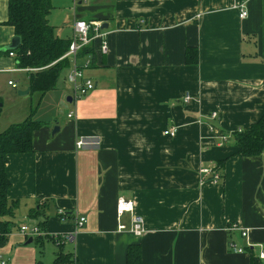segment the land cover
I'll use <instances>...</instances> for the list:
<instances>
[{
    "label": "crops",
    "instance_id": "1",
    "mask_svg": "<svg viewBox=\"0 0 264 264\" xmlns=\"http://www.w3.org/2000/svg\"><path fill=\"white\" fill-rule=\"evenodd\" d=\"M50 2L57 37L70 40L75 20L100 21L108 48L102 54L95 44L81 58H91L84 73L95 86L72 93L58 131L38 128L32 151L7 156L6 197L17 206L0 244L5 264H73L54 263L59 252L81 264H126L136 243L140 264H264V149L231 155L233 132L264 113V0ZM56 7L65 10L58 22ZM7 17L0 0V47L15 35ZM187 47L196 49L195 64L186 62ZM12 69L28 88L27 71L0 52V72ZM42 96L1 110L0 132L34 113ZM173 126L175 137L162 134ZM227 156L221 180L200 179V167ZM120 197L133 201L141 235L130 213L117 214ZM232 223L239 230L228 233ZM22 224L42 234L26 237ZM67 233L71 241L54 238ZM229 240L244 251L231 252Z\"/></svg>",
    "mask_w": 264,
    "mask_h": 264
},
{
    "label": "trees",
    "instance_id": "2",
    "mask_svg": "<svg viewBox=\"0 0 264 264\" xmlns=\"http://www.w3.org/2000/svg\"><path fill=\"white\" fill-rule=\"evenodd\" d=\"M51 8L50 0H7L6 24L13 28L15 35L19 36L20 43L16 49L6 53L13 54L17 68L27 71L29 93H38L40 96L56 88L61 67L68 62L67 58L61 57L67 51L70 40L59 38L54 34L53 27L47 20ZM94 49L95 44L84 47L79 52V57L88 54L93 56ZM185 59L187 63L195 64L196 49L187 47ZM33 110L25 120L11 124L0 132V244L11 231L13 224L9 218L14 215L17 206L16 201L8 200L6 197L10 186L5 174L7 156L32 151V133L43 125L41 121L31 117ZM233 141L236 150L231 155L260 154L264 149V113L246 129L234 131ZM227 158L228 156L219 159L213 168L216 172H220L221 176ZM140 253L138 243L129 244L126 249V264H140ZM58 262L81 264L76 258L73 260L60 252L54 258V263ZM250 264L257 262L250 260Z\"/></svg>",
    "mask_w": 264,
    "mask_h": 264
},
{
    "label": "built area",
    "instance_id": "3",
    "mask_svg": "<svg viewBox=\"0 0 264 264\" xmlns=\"http://www.w3.org/2000/svg\"><path fill=\"white\" fill-rule=\"evenodd\" d=\"M76 0H74V3ZM239 18H244L246 16L245 9L240 5L238 10ZM92 44H97L99 52L105 54L107 52V42L105 39V32L102 28L100 21H84V20H75L73 22V33L70 38L69 46L67 51L62 55L61 58H68L71 63V68L69 74L66 77L68 83H70L73 93V98L77 99L78 97L86 94L88 91L92 90L95 86L93 81L87 77L84 73L90 67L91 58L89 56L81 59L79 57V52L86 46ZM10 56H13L11 52H9ZM8 84H12L11 81ZM189 96L184 98V101H187ZM72 112L67 115V117H72ZM211 117H215V113H211ZM177 133L176 127H168L167 129L163 130L162 134L167 137H175ZM226 137L221 136V140L225 141ZM84 144L82 140L76 141V147H81ZM215 165H204L199 169L200 179L205 181H213L217 182L221 180L222 176L220 172H216L213 168ZM116 212L118 215L123 213H130L131 214V231L139 236L144 231L142 218L135 214L133 211V201L126 200L124 198H118L116 201ZM85 221V218L79 217L77 220V224L81 225ZM124 229L123 225L118 226V230ZM19 232L24 236H40L42 233L35 225L29 224H22L18 228ZM227 232H233L235 230H239L238 226L234 223L229 224L226 228ZM241 236H246V231L242 229L240 230ZM63 241H71L73 238V234L67 233L60 237ZM228 249L234 253H241L244 251V248L237 246L234 244L233 241H228L227 243ZM259 257H264V249H260L258 253ZM6 261L2 259L0 255V264H5Z\"/></svg>",
    "mask_w": 264,
    "mask_h": 264
},
{
    "label": "rangeland",
    "instance_id": "4",
    "mask_svg": "<svg viewBox=\"0 0 264 264\" xmlns=\"http://www.w3.org/2000/svg\"><path fill=\"white\" fill-rule=\"evenodd\" d=\"M64 11L63 8L56 7L53 12L54 20H57V22L61 20ZM70 68L71 63L69 61L62 65L56 81V88L48 90L43 94L37 108L31 115L34 120L43 122V125L40 126L39 129L44 126L54 128L56 126L55 121L61 122L65 119L70 105V103L67 102V97L72 96V91L68 88L70 83L66 80ZM7 81H11L12 84L8 85ZM24 82V75L18 72V70L12 69L0 72L1 110L5 111L6 114L17 107V102L22 100L28 102L30 98H32V100L34 99L35 93H30L24 98L17 95V92L22 91L25 87Z\"/></svg>",
    "mask_w": 264,
    "mask_h": 264
},
{
    "label": "water",
    "instance_id": "5",
    "mask_svg": "<svg viewBox=\"0 0 264 264\" xmlns=\"http://www.w3.org/2000/svg\"><path fill=\"white\" fill-rule=\"evenodd\" d=\"M102 27H103V26H102ZM19 43H20V38H19V36L14 35V36L11 38L9 44L0 47V52H7V51L14 50V49H16V48L18 47ZM28 92H29V89L26 88L25 90L18 91L17 93H18V95L24 96V95H26ZM67 101H70V97H69V98L67 97ZM57 131H58V127L55 126V127L52 129V134H54V133L57 132ZM31 241H32V239H31V238H28L27 241H26V243H30Z\"/></svg>",
    "mask_w": 264,
    "mask_h": 264
}]
</instances>
